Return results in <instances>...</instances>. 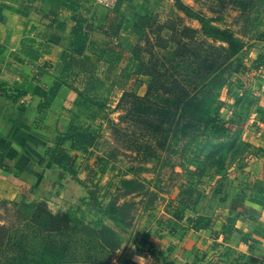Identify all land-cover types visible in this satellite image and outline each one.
<instances>
[{
  "label": "rangeland",
  "instance_id": "374dc122",
  "mask_svg": "<svg viewBox=\"0 0 264 264\" xmlns=\"http://www.w3.org/2000/svg\"><path fill=\"white\" fill-rule=\"evenodd\" d=\"M177 1L211 19L213 26L229 29L243 43L229 68L202 92L207 106L227 129L224 135L215 137L208 130H197L177 139L172 132L166 133L170 97L156 93L148 100L135 102V96L146 94L148 82L139 75L140 71H144L152 56L162 53L163 39L170 38L172 31L181 27L200 32V24L179 11ZM144 20L137 43L140 51L134 60L142 68L125 67L134 46L121 53L119 63L112 64L117 71L107 72L112 60L109 52L108 58L104 55L95 62L99 75L95 79L103 84L93 99L105 104L101 111L94 107L100 126L86 118V106L77 107L82 103L77 95L73 111H60L65 118L60 134L72 122L93 131L95 139L86 153L64 146L73 158L76 177L63 173V181L59 180L64 187L61 194L74 199L72 205L55 211H76L81 199L89 200L92 193L102 205L122 206L125 221L130 224L125 232H120L107 223L117 232V245L110 251L106 264H123L131 260L133 253L152 256L157 240L167 234L200 230L194 229L197 219H203L197 225L202 228L229 212L230 203L245 184L264 175V0H258L245 13L231 6L220 10L212 0H172ZM74 114L79 117L74 119ZM161 140H166L163 148ZM52 191L55 192H49ZM35 192L39 198L40 192ZM35 203L39 202L24 204ZM9 209L6 204L0 205V224H7ZM83 211L81 206V212L76 214L88 223L91 219ZM173 213L178 214L179 220L172 219Z\"/></svg>",
  "mask_w": 264,
  "mask_h": 264
},
{
  "label": "crops",
  "instance_id": "0c3cea01",
  "mask_svg": "<svg viewBox=\"0 0 264 264\" xmlns=\"http://www.w3.org/2000/svg\"><path fill=\"white\" fill-rule=\"evenodd\" d=\"M170 1L120 0L114 10H106L95 0H0V150L10 166L9 172L0 169V205L43 202L52 214L72 205L74 198L61 194L63 172L43 152L62 130L60 111L76 108L73 87L82 85L73 73L83 68L86 76H99L95 62L108 58L109 50L120 56L129 51L139 42L144 19ZM114 67L110 64L107 72L117 71ZM55 83L58 91L39 115L37 108ZM247 196L244 207L251 213L237 218L231 235L223 234L225 211L207 229L167 234L152 251L174 264H236L240 255L243 264H264V194ZM131 261L162 264L157 256L135 253Z\"/></svg>",
  "mask_w": 264,
  "mask_h": 264
},
{
  "label": "trees",
  "instance_id": "16d2710c",
  "mask_svg": "<svg viewBox=\"0 0 264 264\" xmlns=\"http://www.w3.org/2000/svg\"><path fill=\"white\" fill-rule=\"evenodd\" d=\"M212 1L220 10L231 6L245 13L253 8L258 0ZM176 4L178 10L186 17L200 24V32L181 27V29H174L170 38L163 39V45L160 46L162 53L152 56L144 65V71H140L139 75L147 78L148 82L146 94L142 97L135 96V102L148 100L156 93L170 97L172 105L168 111L166 133L172 132L177 139L186 137L197 130H208L215 137L224 135L227 129L221 119L207 106L202 92L217 76L229 68L232 59L243 49V43L229 29L213 26L211 19L193 12L179 1ZM82 49L83 46L80 44L76 52L80 53ZM139 51L140 46L137 44L125 60L126 68L133 67V65L137 69L142 68V65L134 63ZM110 53L112 54L111 65L119 63L120 55L109 50ZM70 66L72 70L73 66ZM73 75L78 78L74 79V82H80L82 85L80 91L72 86L77 98L82 102L77 103V107L86 106L84 107L88 111L86 118L100 126L96 110L101 111L105 104L93 99L95 97L93 94L100 88L102 89L103 83L91 76H86L87 73L83 68ZM59 86V83H55L49 89L48 95L37 108L39 115H44V111L48 109ZM123 96L124 92L120 96V104L123 102ZM94 107L97 109L95 110ZM73 117L76 119L79 116L74 114ZM94 139L93 131L84 130L69 122L66 132L56 135L55 142L44 150L43 156L64 174L68 173L76 177L73 158L65 148L86 153ZM161 141L160 146L163 148L166 140ZM245 146L249 145L245 144ZM0 169L10 171L5 153L1 150ZM246 192L264 194V175L260 180L248 181L230 203L229 215L223 232L225 237L231 235L237 218L247 212L251 213L244 207ZM88 199L80 201L85 210L83 211L84 216L91 219L88 223L85 222L84 217H78L76 214L81 212V206H78L76 211L52 214L43 202L10 204L7 224H0V264H106L110 251L117 245L115 243L117 232L107 223L120 232H125L130 224L125 221L122 206H116L115 203L102 205L92 193L89 194ZM176 218L178 214L173 213L172 219ZM202 221V218L197 219L194 229L210 227L211 221L203 224L202 228H197ZM151 255L157 256L162 264H174L159 251H152ZM197 263L198 260H195L192 264ZM235 263L243 264V255L237 257ZM123 264L136 263L125 260Z\"/></svg>",
  "mask_w": 264,
  "mask_h": 264
},
{
  "label": "built area",
  "instance_id": "2783aa9c",
  "mask_svg": "<svg viewBox=\"0 0 264 264\" xmlns=\"http://www.w3.org/2000/svg\"><path fill=\"white\" fill-rule=\"evenodd\" d=\"M120 0H95L96 5L106 10H113Z\"/></svg>",
  "mask_w": 264,
  "mask_h": 264
}]
</instances>
